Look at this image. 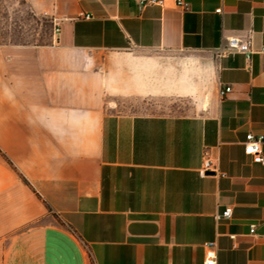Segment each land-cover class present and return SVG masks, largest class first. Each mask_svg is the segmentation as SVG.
I'll list each match as a JSON object with an SVG mask.
<instances>
[{
    "label": "crops",
    "instance_id": "obj_1",
    "mask_svg": "<svg viewBox=\"0 0 264 264\" xmlns=\"http://www.w3.org/2000/svg\"><path fill=\"white\" fill-rule=\"evenodd\" d=\"M21 1L53 33L0 44V264H203L208 240L217 264H264V165L244 151L264 137V0ZM231 36L249 59L214 55ZM130 48L211 73L162 89L173 112L127 110L163 92L119 89L105 56Z\"/></svg>",
    "mask_w": 264,
    "mask_h": 264
},
{
    "label": "rangeland",
    "instance_id": "obj_2",
    "mask_svg": "<svg viewBox=\"0 0 264 264\" xmlns=\"http://www.w3.org/2000/svg\"><path fill=\"white\" fill-rule=\"evenodd\" d=\"M52 33L51 23L45 14L30 10L21 0H0V44L45 43ZM105 62L115 72L122 92L136 86L145 90L161 88L160 92L163 91L155 96V101L150 102V105H147L146 98L139 99L140 104L135 105L138 102L132 104L133 97H124L131 105L122 108L131 111L173 112L177 110V104L164 94V90L174 87V84L179 86L182 76L192 77L196 82L203 78L206 80L211 73L210 64L204 58L180 50L130 48L108 54ZM190 70L196 73L192 75Z\"/></svg>",
    "mask_w": 264,
    "mask_h": 264
},
{
    "label": "built area",
    "instance_id": "obj_3",
    "mask_svg": "<svg viewBox=\"0 0 264 264\" xmlns=\"http://www.w3.org/2000/svg\"><path fill=\"white\" fill-rule=\"evenodd\" d=\"M163 2L164 0H137L139 7H144L148 4L162 5ZM175 2L179 7H181L184 10L189 8L188 4L183 0H175ZM216 10L219 12L221 9L218 8ZM80 16L84 18L91 17L90 14L83 12L80 13ZM55 30H58V26L55 27ZM231 51L241 52L246 55L247 59H249L251 53L254 52V50H252L251 48V42L249 39H242L236 36L228 37L226 46L217 48L213 52L215 56L219 57ZM258 51L264 53V47H261ZM230 90H231L230 86L221 87L219 90V94L221 96H224ZM263 142H264L263 135H254L253 133H248L245 139L244 151L245 153L251 155L252 160L254 162H258L264 165V156L262 153ZM210 169L215 170V165L212 163V161L209 158H207L203 161V165L200 168L199 173L203 176ZM231 213H232V207L227 206L223 209L222 213L219 216L229 218L231 216ZM250 231L251 232L254 231V225H251ZM230 236L231 238L234 237V235H230ZM204 246H205V257L203 264H217L216 241L208 240L204 243Z\"/></svg>",
    "mask_w": 264,
    "mask_h": 264
}]
</instances>
